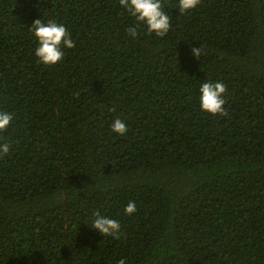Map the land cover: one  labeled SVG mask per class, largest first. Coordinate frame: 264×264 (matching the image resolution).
I'll return each mask as SVG.
<instances>
[{"label": "trees", "instance_id": "obj_1", "mask_svg": "<svg viewBox=\"0 0 264 264\" xmlns=\"http://www.w3.org/2000/svg\"><path fill=\"white\" fill-rule=\"evenodd\" d=\"M163 4L170 31L132 37L119 0H0V264H264V0ZM37 19L75 44L57 65ZM208 80L227 115L201 111Z\"/></svg>", "mask_w": 264, "mask_h": 264}, {"label": "clouds", "instance_id": "obj_2", "mask_svg": "<svg viewBox=\"0 0 264 264\" xmlns=\"http://www.w3.org/2000/svg\"><path fill=\"white\" fill-rule=\"evenodd\" d=\"M200 0H178V9L181 14L197 8ZM121 8L127 10L135 17L136 26L127 31L132 37L138 35L137 29L146 27L149 34L154 33L158 37H164L171 28L169 15L164 11L163 0H119ZM31 32L35 37V55L38 62L47 66L57 65L64 57V49H71L75 46L68 30L64 24L54 20L47 22L37 19L31 25ZM193 54L199 57L201 48H193ZM226 93V86L220 81H205L199 86L198 102L202 112L211 115H227L223 98ZM14 114L0 109V132L7 130L13 122ZM111 129L118 135H125L128 131L127 125L119 118L111 124ZM10 152V145L0 141V158ZM124 211L132 215L137 211L136 203L129 202ZM92 228L97 230L102 236L118 237L120 233V223L99 212L94 214ZM119 264H125L121 260Z\"/></svg>", "mask_w": 264, "mask_h": 264}]
</instances>
